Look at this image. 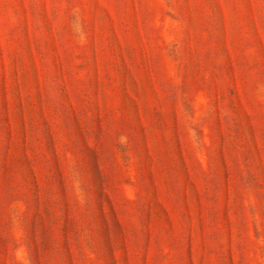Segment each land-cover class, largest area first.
Masks as SVG:
<instances>
[{"label": "rangeland", "instance_id": "obj_1", "mask_svg": "<svg viewBox=\"0 0 264 264\" xmlns=\"http://www.w3.org/2000/svg\"><path fill=\"white\" fill-rule=\"evenodd\" d=\"M0 264H264V0H0Z\"/></svg>", "mask_w": 264, "mask_h": 264}]
</instances>
